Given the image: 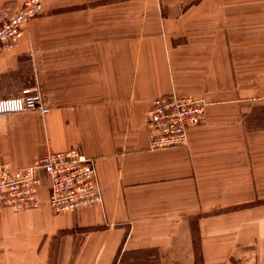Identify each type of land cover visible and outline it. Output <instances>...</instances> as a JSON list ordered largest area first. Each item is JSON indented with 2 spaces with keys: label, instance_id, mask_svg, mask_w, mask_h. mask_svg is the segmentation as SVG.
<instances>
[{
  "label": "crops",
  "instance_id": "0c3cea01",
  "mask_svg": "<svg viewBox=\"0 0 264 264\" xmlns=\"http://www.w3.org/2000/svg\"><path fill=\"white\" fill-rule=\"evenodd\" d=\"M23 1L0 0V21ZM192 1L40 0L0 54V98L32 88L49 107L0 116V161L29 166L78 147L102 199L54 216L43 187L36 208L2 210L0 264H264V130L197 125L185 147L148 149L153 97L256 96L226 88V67L264 66V42L226 35L264 34V0Z\"/></svg>",
  "mask_w": 264,
  "mask_h": 264
},
{
  "label": "built area",
  "instance_id": "2783aa9c",
  "mask_svg": "<svg viewBox=\"0 0 264 264\" xmlns=\"http://www.w3.org/2000/svg\"><path fill=\"white\" fill-rule=\"evenodd\" d=\"M38 12V1H27L23 10L18 12L17 19L10 23L12 15L6 18L0 27V41L6 40L7 31L15 23L18 22L21 27L29 17ZM184 97L174 94L172 97H159L154 101L146 122L151 149L159 150L184 144L189 128L202 123L204 111L202 115L194 118L186 116L190 106L185 105L189 103V99ZM38 98V95L25 90L18 98L0 100V114L28 110L47 113L48 109L39 104ZM41 173L48 180V203L56 216L101 202L100 185L93 161L75 147L63 151H48L31 166L18 167L9 162H0V211L6 208L21 212L36 208L43 185Z\"/></svg>",
  "mask_w": 264,
  "mask_h": 264
},
{
  "label": "rangeland",
  "instance_id": "374dc122",
  "mask_svg": "<svg viewBox=\"0 0 264 264\" xmlns=\"http://www.w3.org/2000/svg\"><path fill=\"white\" fill-rule=\"evenodd\" d=\"M30 1V0H27ZM27 1H23L15 10H13L11 13H6L2 16V20L0 21V27L3 25L5 22L6 18L11 16L12 19L9 21L10 23L13 22V20L17 19L18 17V12L20 10H23V7H25V3ZM33 3L36 0H32ZM38 3L40 4L41 8V2L40 0H37ZM198 0H193L190 4H196ZM137 4V3H136ZM38 13H34L31 17H29L23 25L20 27L19 23H15L13 25V28L10 31H7V36L6 40L0 41V54L3 53V51L11 50L13 49L20 37L24 34V28L27 26V24L32 20L34 17H36ZM163 18L159 17V21H162ZM117 19H115L116 21ZM131 20H137V19H131ZM169 19H166L168 22ZM159 25L158 22H155L154 19H146V26H155ZM205 29V26L203 25L202 27ZM234 37L236 41H258V42H264V34L262 33H244V34H236V35H226L227 42L229 41V37ZM177 45L183 42V40H178ZM189 51V50H187ZM239 55L242 53L241 50H238ZM241 61V65H236V66H227L226 67V77L230 80L229 82L225 83L226 88L228 87H233L238 89L241 88L243 92L248 93L251 95H256L255 97L252 98H236V95H233V93L226 92V90H219V89H214L211 88L210 90L208 88H198L194 91H184V92H177L180 96H185L184 98L189 99V103H186L185 105L190 106L188 107V111L186 112V116L188 118H194L198 115H202L204 111V118L202 123L198 124L199 127L201 126V129L205 131H215V135L217 134V130L219 128H237L240 126H245L247 128H256L259 131L264 130V66L260 65H251L250 60L247 59H242L238 57ZM191 61V67H196L197 65L195 64L196 62L200 61L202 62L201 58H193L190 60ZM230 65H233V61L230 57L229 59ZM195 76V72L190 73V76L188 80L193 78ZM223 87V86H222ZM28 90L30 93L36 94L39 96V104L47 108L49 111V107L43 106L41 104V97L40 95L36 92L35 89L32 88H27L22 91H20L19 95L16 96H10V97H5V98H0V100H10L14 98H18L19 96L22 95L23 91ZM172 97L173 95H169ZM214 96V97H213ZM189 97V98H188ZM159 97H153L152 99V106L150 109L147 111L143 124L147 136L149 137V129L147 128L146 122L148 118V112L151 110L153 107L154 101L158 99ZM214 98V99H213ZM236 98V99H235ZM251 104H249L250 100ZM218 106H224V107H218ZM211 111V115H208V113ZM31 111V112H30ZM34 110H28V119L30 120L32 118V115H37L39 118H41L37 113L32 112ZM39 111V110H35ZM27 113L26 111H23ZM40 112V111H39ZM20 113V112H18ZM42 113V112H41ZM14 113H1L0 116H9ZM207 116L209 117V120L207 119ZM235 119L237 120L235 122ZM239 122H241V125H239ZM197 126V125H195ZM194 127V126H192ZM190 127V128H192ZM189 128V129H190ZM149 139V138H148ZM188 140L189 137L187 136V140L184 144L176 145L177 147H171V148H165V149H173V148H178V147H185L188 145ZM264 141V139H261V142ZM260 142V143H261ZM75 148V147H71ZM78 148V147H77ZM69 149V148H68ZM80 149V148H79ZM148 149L150 151H158L155 149H151L149 147V141H148ZM67 150V149H66ZM159 150H164L162 148H159ZM80 151H82L80 149ZM82 154L86 156L83 152ZM44 154H41L36 157L35 160H37L39 157H41ZM87 158L91 159L93 161V166L95 169V160L91 157L86 156ZM1 162V161H0ZM9 162L11 165L15 166L14 163L10 161ZM35 162V161H34ZM33 162V163H34ZM31 166V165H29ZM24 167V166H23ZM96 171V169H95ZM43 176V185L42 188L44 187L47 189V201H48V195H49V188H48V180L46 179L45 175L41 173ZM97 174V172H96ZM98 178V176H97ZM99 182V180H98ZM100 185V183H99ZM41 188V189H42ZM40 189V190H41ZM100 192H101V187H100ZM40 193V191H39ZM102 201V199H101ZM257 203L255 204H262L264 202V198L258 199L256 201ZM101 203V202H100ZM97 203V204H100ZM49 204V203H48ZM95 205V204H94ZM92 206V205H91ZM90 207V206H89ZM87 208V207H84ZM82 208V209H84ZM6 209V208H5ZM51 209V208H50ZM80 209V210H82ZM4 210V209H2ZM1 210V211H2ZM32 210V209H30ZM0 211V212H1ZM29 211V210H27ZM79 211V210H78ZM77 212V211H75ZM71 212V213H75ZM52 213V211H51ZM53 214V213H52ZM69 214V213H66ZM54 215V214H53ZM64 215V214H62ZM56 216V215H54ZM60 216V215H58ZM237 264V263H234Z\"/></svg>",
  "mask_w": 264,
  "mask_h": 264
}]
</instances>
